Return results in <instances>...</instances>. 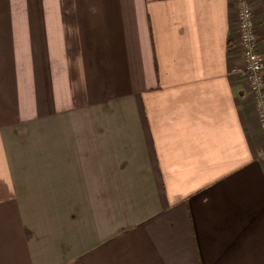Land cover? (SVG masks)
Segmentation results:
<instances>
[{
	"label": "crops",
	"instance_id": "0c3cea01",
	"mask_svg": "<svg viewBox=\"0 0 264 264\" xmlns=\"http://www.w3.org/2000/svg\"><path fill=\"white\" fill-rule=\"evenodd\" d=\"M236 20L235 0H0V264H264Z\"/></svg>",
	"mask_w": 264,
	"mask_h": 264
},
{
	"label": "built area",
	"instance_id": "2783aa9c",
	"mask_svg": "<svg viewBox=\"0 0 264 264\" xmlns=\"http://www.w3.org/2000/svg\"><path fill=\"white\" fill-rule=\"evenodd\" d=\"M235 5L240 49L237 62L232 65L231 70L246 82L248 92L252 97L259 131L264 140V68L262 58L258 53L255 19L247 0H235Z\"/></svg>",
	"mask_w": 264,
	"mask_h": 264
}]
</instances>
